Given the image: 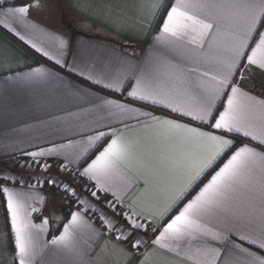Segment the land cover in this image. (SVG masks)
Wrapping results in <instances>:
<instances>
[{"label": "snow or ice", "instance_id": "6c2138e0", "mask_svg": "<svg viewBox=\"0 0 264 264\" xmlns=\"http://www.w3.org/2000/svg\"><path fill=\"white\" fill-rule=\"evenodd\" d=\"M39 6L40 0H33L7 12L24 20L30 8ZM148 7L152 12L161 9L156 42L179 58L167 53L152 58L146 67L111 78L104 87L118 91L124 81L134 80L129 97L162 105L179 119L104 100L111 115L121 122L134 119L141 128L133 135L113 129L89 136L81 155L99 147L97 141L102 138L110 135L111 139L80 174L95 181L96 191L90 195L98 203V193H111L112 200L105 196L107 207L112 217L124 221L123 227L88 201L78 202L99 211L106 229L133 251L147 244L139 235L143 230L144 236L154 235L152 245L190 264H264V256L243 246L247 243L264 250V98L242 86L249 66L264 70V0H172L167 5L150 0ZM57 41L59 49L67 47L66 40ZM43 54L49 56L47 51ZM25 75L43 76L45 72L38 68ZM185 119L203 127L182 122ZM236 136L250 138L256 145L237 146ZM44 154L30 153L33 157ZM141 181L144 189L127 205L130 211L118 210ZM199 184L202 187L196 191ZM64 191L76 195L68 185ZM0 194L6 198L14 233L13 264H34L41 251L39 236L49 220L43 219L40 225L32 222L31 213L39 209L32 207L29 194L3 185ZM144 197L151 203L136 211ZM172 212L167 222L159 223ZM212 220L219 226L212 225ZM257 221L258 229L252 227ZM85 226L91 227L82 212H73L51 245L70 248L74 234ZM216 244L223 245V256ZM143 256L140 264L151 253L145 251Z\"/></svg>", "mask_w": 264, "mask_h": 264}, {"label": "crops", "instance_id": "0c3cea01", "mask_svg": "<svg viewBox=\"0 0 264 264\" xmlns=\"http://www.w3.org/2000/svg\"><path fill=\"white\" fill-rule=\"evenodd\" d=\"M32 2L0 0V185L30 195L32 207L39 209L31 213L34 224L40 225L45 218L49 220L46 230L39 236L41 251L34 264H140L145 251L151 253L145 264H190L187 259L152 245L154 235L144 236L143 230L139 235L147 244L133 251L127 242L116 240V233L106 229L99 211L78 202L86 200L93 208L112 217L107 207V200L113 199L111 193H98V203L90 195L96 191L95 181L80 174L111 136L97 141L99 147L89 148L83 155L81 151L87 138L100 131L110 133L115 129L133 135L141 128L134 119L121 122L111 115L104 100H117L145 112L179 119L162 105L129 97L134 80L124 81L118 91L104 87L111 78L146 67L152 58L165 53L179 58L178 53L163 48L155 40L161 9L152 12L148 7L150 0H40V6L30 8L24 20L7 12ZM171 2L161 0L162 5ZM57 38L66 40L67 47L59 49ZM37 48L42 51L38 52ZM44 51L49 56H45ZM248 51L250 53L251 49ZM56 59H60L61 64H57ZM249 67L251 71L242 86L252 95L264 98L261 95L264 93V70L256 65ZM38 68L43 69L45 75H25ZM97 79L102 82L95 83ZM182 122L201 126L188 119ZM234 138L237 146L242 143L256 145L250 138ZM49 149L55 151L49 152ZM33 152L45 154L33 157L30 155ZM61 166L88 183L87 191L79 192L72 202L54 192L62 173ZM202 180L207 182L206 178ZM195 187L198 191L202 184ZM143 189L141 181L118 210L123 207L125 212L130 211L127 205L136 200ZM41 197L43 203H40ZM149 203L151 201L144 197L136 211ZM77 211L82 212L91 227L78 230L70 248L51 245L50 241L63 233L72 213ZM174 214L169 213L159 223L167 222ZM112 218L123 227L119 218ZM211 223L219 226L216 220ZM258 225L257 221L252 227L258 229ZM93 229L100 234L96 235ZM215 246L221 248L223 256V245ZM243 246L264 256V250L254 245L244 243ZM14 247L6 198L0 194V264H13Z\"/></svg>", "mask_w": 264, "mask_h": 264}, {"label": "rangeland", "instance_id": "374dc122", "mask_svg": "<svg viewBox=\"0 0 264 264\" xmlns=\"http://www.w3.org/2000/svg\"><path fill=\"white\" fill-rule=\"evenodd\" d=\"M60 171V178L58 180V185H55V191L59 194L64 195L70 202L74 200V197L79 193L86 190L88 187L87 181L83 180L81 177L78 176L77 173H72V171L67 172L65 168L61 166ZM64 185H68L71 189L76 193V195H72L69 192L64 191ZM87 191V190H86ZM117 218V217H116Z\"/></svg>", "mask_w": 264, "mask_h": 264}, {"label": "trees", "instance_id": "16d2710c", "mask_svg": "<svg viewBox=\"0 0 264 264\" xmlns=\"http://www.w3.org/2000/svg\"><path fill=\"white\" fill-rule=\"evenodd\" d=\"M22 1H24V0H22ZM116 217L119 218L120 222L124 223V221L121 220L119 216H116Z\"/></svg>", "mask_w": 264, "mask_h": 264}, {"label": "built area", "instance_id": "2783aa9c", "mask_svg": "<svg viewBox=\"0 0 264 264\" xmlns=\"http://www.w3.org/2000/svg\"><path fill=\"white\" fill-rule=\"evenodd\" d=\"M258 82H261V81H258Z\"/></svg>", "mask_w": 264, "mask_h": 264}]
</instances>
